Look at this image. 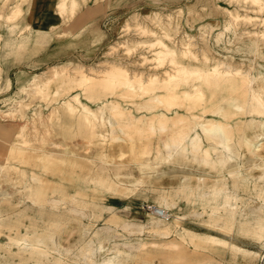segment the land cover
<instances>
[{
  "label": "rangeland",
  "instance_id": "1",
  "mask_svg": "<svg viewBox=\"0 0 264 264\" xmlns=\"http://www.w3.org/2000/svg\"><path fill=\"white\" fill-rule=\"evenodd\" d=\"M78 1L75 14L82 12L84 7L90 9L94 3L104 4L102 15L89 16V24L94 23L98 30L93 36H73L75 31L70 21L75 14H68L64 25H53L54 41L37 48L36 53L29 57H35V62L24 58V63L18 67L0 66V264H87L93 248L100 242L105 243L106 250L95 256L96 262L106 255L115 254L120 248L123 264H264V239L243 238L238 229L231 233L211 230L206 221L192 215V209L184 201H179L175 208L169 210L170 217L165 219L170 222L168 229H159L152 223L151 216L165 218L153 208L159 204L160 193L167 184L166 172L169 167L165 164H142L147 160L143 149L146 141L151 142L153 147L162 145L160 137L163 132L155 129V126L151 127L150 120L146 123L135 122L136 125L127 121L130 117L127 107L132 108L133 115L144 113L149 116L155 111L164 112L166 106L159 101L163 97V89L157 88L149 94L144 90L131 89L128 90L131 92L129 97L121 95L120 90L117 94L106 95V99H116L120 103L118 109H124V113L119 115L122 126H114L117 132L113 134L115 136L110 133L104 137L90 130L82 133L80 130L85 127L83 119H78L79 113L68 117L63 107H58L64 98L76 92H80L82 101L92 107L100 104L89 101L79 87L45 99L29 86L34 75L44 77L55 64L72 67L79 63L86 70L91 67L102 70L115 62L121 63L129 72L136 70L144 77L153 72L164 76L166 70L171 69L170 63L156 67L155 61L150 58V47L139 46L140 40L154 38L141 31L139 26L142 23L141 26H150L160 33L162 28L171 25L173 31L166 41L177 50L185 47V41H191L192 51L198 58L206 55L210 57V64L222 60L232 66H241L243 75L250 73L255 77L253 86L264 90V9L261 8L264 0ZM236 12L242 14L237 24L232 23V16ZM87 25H83V28ZM80 26L77 24V28ZM25 27L22 32L31 28ZM14 32L10 30V33ZM38 35L44 37L43 33ZM188 35L193 37L187 38ZM9 42H12L11 37ZM26 49L17 47L12 50L26 52ZM234 79L243 80L240 74H236ZM239 84H232L230 90L239 91ZM247 86L246 83L243 89L246 90ZM55 88L56 84L53 83L50 90ZM231 91L222 89L211 93L208 90L206 95L210 99L202 105L203 109L213 108L223 94L228 95ZM150 94L158 96L156 103L152 99L155 108H140L139 112L134 106L136 103L130 101L151 98L153 95ZM146 101H142V104ZM239 104L241 109L229 103L224 106V112L228 114L232 110L237 112L230 118L231 123L225 124L226 131L233 137L232 144L243 136L264 130V117L252 111L247 102ZM55 109V117H49ZM178 109L183 111V106ZM105 111L109 115L114 110ZM206 114L211 117L208 110ZM98 121L96 131L109 134L112 127L101 119ZM23 126L24 137L30 145L18 152L11 145H15L14 141ZM36 128L39 132H34L38 131ZM9 131L12 136L7 137ZM261 142L264 146V139ZM133 144L137 146L134 151L131 150ZM34 145L51 150L54 154L40 155V150L34 149ZM122 150L125 156L124 153L119 156ZM261 154L264 156V153ZM232 161H241L242 170L249 177L235 179L229 172L235 167L207 172L219 174V185L226 183L229 187L237 186L241 191L250 188L256 192L255 186L258 188L262 183L256 176L262 169L253 165V155L244 154L239 160H229L227 165L231 166ZM206 168L209 167H202L200 171L204 172ZM172 174L177 173L173 171ZM34 175L38 179H34ZM107 177L118 183L115 191L103 185L102 179ZM41 178L45 180L40 184ZM208 189L211 190V187ZM70 191L76 193L75 197L65 199L58 208L53 206L52 201L40 200L64 197ZM174 214H179L183 219L172 222L170 219ZM129 222L134 224L129 228L124 227ZM186 228L223 236L241 246L257 250L260 256L253 258L242 253L233 254L228 249L209 248L200 243L199 236L184 234ZM25 236L31 240L37 236L45 238V252L41 255L31 248L20 249L16 239Z\"/></svg>",
  "mask_w": 264,
  "mask_h": 264
},
{
  "label": "bare ground",
  "instance_id": "2",
  "mask_svg": "<svg viewBox=\"0 0 264 264\" xmlns=\"http://www.w3.org/2000/svg\"><path fill=\"white\" fill-rule=\"evenodd\" d=\"M67 6L75 8L78 6V1L64 0L63 3L61 2V9ZM261 8L264 9V6ZM232 17V23L235 22V24H237L241 21L242 14L236 12ZM141 24L142 23H140L139 26L142 29L141 31L148 37L153 36L154 38L140 40L139 46L150 47V58L155 61L156 67H160V64L162 66L165 62L171 65V69L166 70L164 76L160 77L157 72H153L147 77H144L137 73L136 70H133L134 72H129L121 63L115 62L105 69L102 68V70L96 69L95 67L86 70L85 68L83 69V65L80 64H75L72 67L55 64L51 66L50 69L48 68L49 70H47L44 77H40L42 75L34 77L29 85L30 88L33 92L40 93L46 99L56 97L64 91L79 87L80 91L84 93L89 101L99 102L100 104H98L96 108L92 107L90 104L82 101L80 92H76L64 98L61 106L58 107H63L68 117H74L77 112L79 113L78 119H83V126L85 127L80 130L82 133L85 130H90L93 134H100L104 137L110 135V133L111 135L117 133L114 126L116 124L122 126L119 115L124 113V109H118V104L120 105V103H118L116 99H106V95L117 94L120 90L121 95L129 97L131 92L128 90L131 89L144 90V92H148V94L149 92L155 91L157 88L163 89L161 93L163 97L159 101L166 106L164 112L155 111L149 116L144 113L133 115L131 112L132 108L127 107L128 116H130L127 118V121L130 120L129 122L132 121L131 123L136 125L137 122L146 123V121L150 120L151 127L155 126V129H160V131L163 132L160 137L162 145L153 147L150 145L151 142L146 141L144 142L145 147L143 149V155L147 160L146 163L142 164L152 166L165 164V166L169 167V171L166 172L168 174L167 184L160 193L159 204L157 207L155 206V208H153L155 212L156 208L162 211L165 218L151 216L152 223L159 229H168L170 222H167L165 219H169L170 217L168 214L169 210L175 208L179 204V201H184L192 209V215L206 221L208 223V228L211 230L231 233V231L238 229V233L243 238L263 240L264 156L261 153H264L262 151L264 146L261 140L264 139V130L254 132L252 135L243 136L237 143L232 144L233 142L231 143V139H233V137L226 131L225 124L231 123L230 118L236 115L237 112L232 110L230 114H228V112H224V106L229 103L241 109L239 102L245 101L250 104L252 111L258 112L264 117V90L253 86L255 77L250 73L249 75H243L241 66H232L228 62L222 60H217V62L210 64V57L206 55L202 59L198 58L192 51L191 46L193 42L191 41H185V47L177 50V48L166 41V38L169 37L173 31L171 25L162 28L163 31L160 33V31L155 30V28H150V26L148 27L145 25L141 26ZM188 37L193 36L188 35L187 38ZM180 42L184 43V41ZM115 47L117 48V46ZM99 72L100 74H98ZM236 74H240L243 80L237 81L234 79ZM245 80L247 81L245 82ZM236 82L240 83V88H238L239 91H231V85ZM53 83L56 84V88L50 90V88L53 87ZM244 83L248 84L246 90H244L245 88L243 89ZM222 89L231 91V93H228V95L227 93L223 94L213 108L203 109L202 105L205 101L210 99V97L206 95L207 91L211 90V93H215ZM233 90H235V88H233ZM150 95L152 96L153 94ZM157 98L158 96L154 94L148 99H141L140 97V101L134 99L130 101L136 103L134 106L139 111L140 108L145 107L148 109L155 108L153 102L157 101L155 100ZM152 99H154L153 102ZM142 101L146 102L142 104ZM180 106H183V111L178 109ZM105 109H108L110 112L111 110L117 111V109L119 111H113L116 114L111 112V114L107 115ZM56 110L57 109L51 111L49 117H55L54 113ZM207 110L211 114V117L207 116ZM139 112H141V110ZM56 117L60 119L59 116ZM99 119L112 127L111 130H109V134L96 131L95 128L99 124ZM131 123L130 125H133ZM137 127L140 128V126ZM34 132H39V130ZM48 132L49 131H47V133ZM10 133L11 131L7 132V137L12 136ZM41 134L43 135V133ZM24 135L25 130L23 126L19 131L17 139L14 141L15 145L12 143L13 145H11V148L16 149L18 152L28 148L30 144ZM148 138H151L150 135ZM236 144H239V146L235 147ZM136 147L137 146L133 144L131 150L134 151ZM33 148L40 150V155L46 156L47 154L49 155V153H53V151L46 150L42 146L34 145ZM124 152L125 151L122 150L119 156ZM247 153L253 155V165L262 169L261 173L256 176L258 181L260 180L262 182L260 187L257 188V186H255L256 192H253L250 188L241 191L237 186L229 187L226 183L219 185V174L217 176L207 172H218L225 167H228V169H230L229 167H235V170H229L230 174L235 177V179L242 177L247 178L249 175L243 172V164L241 161L236 163L232 161L231 163L233 164L231 166L227 165L229 160H239V158ZM55 160H57V157ZM202 167L209 168H206L205 171L202 172L200 171ZM173 171H176L177 174H172ZM33 178L38 179L35 175ZM111 179V177L103 178L102 182L105 187L115 191L118 183L113 180L111 181ZM44 180L45 179L41 178L40 184L44 182ZM211 180H213L212 184L210 183ZM208 187H211V190L208 189ZM75 195L76 193L70 191L64 197L43 198L40 200L43 202L45 200L52 201L53 206L58 208L65 199L75 197ZM181 219L183 218L179 214H174L170 220L177 223ZM133 224L134 223L129 222L125 224L124 227L129 228ZM184 231V234L189 233L192 237L199 236L200 243L209 248L228 249L231 250L233 254L242 253L253 258L260 256L257 250L241 246L223 236L211 232H198L187 228ZM52 240H54V238ZM16 241L20 245V249L31 248L35 253L41 255L45 252L44 247L47 244L46 239L41 236H37L32 240L25 236L22 239H16ZM142 244L144 245V243H140V245ZM55 245L57 244L55 243ZM171 247L173 248L174 246ZM56 249L58 250V248ZM105 250V243L100 242L96 245V247L93 248L92 257H90L87 264H123V258L121 257L122 250L120 248H118V252L115 254L106 255L101 261L96 262L95 256H97V254H102ZM44 263L45 262H39L38 264ZM207 264H211V262H207Z\"/></svg>",
  "mask_w": 264,
  "mask_h": 264
},
{
  "label": "crops",
  "instance_id": "3",
  "mask_svg": "<svg viewBox=\"0 0 264 264\" xmlns=\"http://www.w3.org/2000/svg\"><path fill=\"white\" fill-rule=\"evenodd\" d=\"M63 1L64 0H0L1 68L2 66L8 68L10 65L18 67L19 64L24 63V58H27L26 61H36L35 57H29L36 53L37 48L49 45L54 41V35H52L53 25H64L65 16L68 14L73 16L77 10L76 7L73 8L69 6L61 9L60 6ZM103 5L104 4L101 2L97 4L94 3L90 9L84 7L82 12H78L74 15V19L70 21L72 29L75 31L73 36L89 37L95 34L94 32L97 30V26L94 23L89 24V16L97 17L102 15L104 12ZM77 24L81 25L80 28H77ZM83 25L87 26L83 28ZM25 26H31V28L29 30L25 29V31L23 30L22 32ZM14 28L17 30H13ZM10 30L13 32L15 31L14 34L10 33ZM39 33H43L44 37L40 38L38 35ZM9 37H11L12 42H9ZM27 40L29 42L26 45L25 42ZM17 47L19 49L27 48L28 50L26 49V52H14L12 49ZM36 75H34L33 78L36 77ZM23 87H25L24 84Z\"/></svg>",
  "mask_w": 264,
  "mask_h": 264
},
{
  "label": "built area",
  "instance_id": "4",
  "mask_svg": "<svg viewBox=\"0 0 264 264\" xmlns=\"http://www.w3.org/2000/svg\"><path fill=\"white\" fill-rule=\"evenodd\" d=\"M156 213L160 214V215H164V213L162 211H159L156 209Z\"/></svg>",
  "mask_w": 264,
  "mask_h": 264
}]
</instances>
